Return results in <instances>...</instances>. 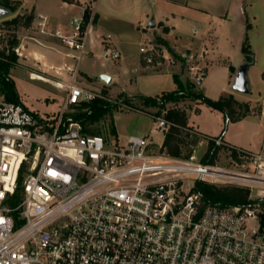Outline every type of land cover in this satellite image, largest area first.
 I'll use <instances>...</instances> for the list:
<instances>
[{
    "label": "built area",
    "instance_id": "1",
    "mask_svg": "<svg viewBox=\"0 0 264 264\" xmlns=\"http://www.w3.org/2000/svg\"><path fill=\"white\" fill-rule=\"evenodd\" d=\"M95 1L87 19L84 13L71 20L69 34L55 32L78 52L72 55L77 63L60 70L70 75L57 83L66 93L61 109L40 116L0 98V264H264V210L255 207L264 201L261 153L221 135L206 138L224 155L223 165L155 154L147 135L87 134L68 115L84 102L110 100L78 83ZM38 19L44 32L46 17ZM4 36L0 29V40ZM139 52L150 65L179 62L156 41ZM107 56L121 53L108 49ZM182 58L201 85L205 68L192 63L194 55ZM171 126L158 116L154 129ZM198 182L248 188L251 201L215 203L197 190Z\"/></svg>",
    "mask_w": 264,
    "mask_h": 264
},
{
    "label": "crops",
    "instance_id": "2",
    "mask_svg": "<svg viewBox=\"0 0 264 264\" xmlns=\"http://www.w3.org/2000/svg\"><path fill=\"white\" fill-rule=\"evenodd\" d=\"M13 1L17 4L15 16L34 13L31 26L17 28L21 57L15 67L42 76L48 89L63 91L57 83L67 81L70 75L60 70L65 65H75L77 60L72 55L78 52L65 45L55 32L69 34L71 20L91 8L90 0ZM256 3L264 4V0H96L97 19L87 31L86 52L78 62V83L85 89H114L109 91L128 98L159 96L177 89L175 76L183 82L188 80L191 63L182 55H194L192 63L206 71L197 87L200 92L213 100L233 94L238 101L248 103L251 111L226 123L223 112L191 100L188 126L204 137L222 135L228 144L264 156V39L257 48L249 35L254 29L250 12L253 20L258 19ZM39 15L46 17L44 32ZM247 37L254 55L248 72L256 66L255 72L262 75L260 79L248 78V94L233 89L239 68L247 62L242 51ZM147 41L166 45L179 62L147 64L139 52ZM108 49L120 51L121 56L108 57ZM103 74L111 78L110 83L100 78ZM10 77L13 79L12 72ZM193 114L195 122L190 121ZM204 117L210 122L206 123Z\"/></svg>",
    "mask_w": 264,
    "mask_h": 264
},
{
    "label": "rangeland",
    "instance_id": "3",
    "mask_svg": "<svg viewBox=\"0 0 264 264\" xmlns=\"http://www.w3.org/2000/svg\"><path fill=\"white\" fill-rule=\"evenodd\" d=\"M12 5H17L16 1L10 0ZM251 2V1H249ZM248 2V4H249ZM256 0H252V3H255ZM254 9L258 12V19L253 20L252 11L249 14V21L254 25V29L250 35V41L254 43L255 47L261 44L264 39V4H254ZM30 13V12H29ZM15 16V12L6 17L0 18V29L4 31V38L0 40V57H4L1 53L4 51L5 55H10L13 52L18 56V60L21 57V52L19 49V38L17 29L7 23L8 20L12 19ZM18 41L13 47V43ZM16 49H19L16 50ZM18 60L15 66L18 64ZM13 67L10 72H12L13 80L18 88V93L21 98V103L25 104L27 107L37 112L40 116H48L56 114L62 106V102L66 93L64 91H59L56 89H48L47 84L42 76L32 73L22 67ZM256 66L251 67L248 72V78H254L255 76L258 79L262 78L260 72L256 73ZM196 87L197 84L192 79V76L188 77ZM254 87V82L252 84ZM102 93V95L108 97V100L111 103H117L118 106H115L113 111L114 124L117 131V134L112 133V123L113 118L110 114H106L99 121L91 124V128L102 134L109 135L110 137H119L125 139L131 135H147L151 140V149L155 154H159L161 151V146L164 141V137L168 132L166 130L154 129L157 125V117L163 116L166 119L169 109L174 107V101H168L164 104L162 108L158 106H146L140 100H133L132 105L130 106L127 103H123L125 96L116 95L111 93V90L114 89H95ZM110 90V91H109ZM128 90V89H127ZM104 91H107L108 94H105ZM0 98H4L0 91ZM162 95H159L158 99H161ZM123 101V102H122ZM194 101V100H193ZM178 106L188 112L193 109V104L191 100L185 99L181 100ZM71 117H75L76 113H69ZM191 122L197 121V117L193 114L190 117ZM204 121L209 123L210 120L208 117H204ZM225 127V126H224ZM184 138V145L182 147L183 155L194 156L195 160L202 162H210L211 164H226L227 161L224 158L223 154L218 153L213 150V147L210 144V140L201 134L195 133L194 131H189L184 129L182 132ZM191 179L186 181L187 186L191 184ZM255 194V192L253 193ZM256 208L263 209L264 206L261 203L255 205Z\"/></svg>",
    "mask_w": 264,
    "mask_h": 264
},
{
    "label": "trees",
    "instance_id": "4",
    "mask_svg": "<svg viewBox=\"0 0 264 264\" xmlns=\"http://www.w3.org/2000/svg\"><path fill=\"white\" fill-rule=\"evenodd\" d=\"M1 2L3 5L11 8L13 13L17 10V6L12 5L10 0H1ZM88 16L89 13L88 10H86V19ZM96 19L97 18L95 17V22ZM33 20L34 13L30 12L23 15L17 14L15 17L8 20L7 23L17 29L20 26H31ZM248 28H250V25H248ZM16 43H18V41L13 43V47ZM242 51L246 55L247 61L254 60L248 37L245 39ZM1 54L4 57H0V91L6 100L19 103L21 101L18 90L14 80L10 77V71L16 65L18 56L14 52L10 55H5L3 51ZM175 81L177 83V89L163 93L161 99H158L159 96L139 95L133 98L127 97L124 99V102L122 101L123 103H127L134 107L132 101L140 100L146 106H158L160 108H162L166 102L174 101V107L169 109L167 118L169 121L175 123L176 126L170 127L160 149L161 152L169 154L170 156L187 157V155H183L182 152V147L185 142L182 132L184 128H192L188 126V115L186 110L177 105L181 100H199L211 108L223 112L225 118L229 117L230 121H237L251 111L248 103L238 101L233 94H224L219 99L213 100L196 89L195 85L190 80L183 82L178 76H175ZM104 93L107 94L108 92L104 91ZM115 106H118V104L111 103L103 98H96L90 102H84L74 112L76 113L74 120L83 125L84 132L87 134H100L91 128V124L99 121L104 115L110 114L113 118L111 131L113 134H117L112 111ZM210 144L213 147V143L210 142ZM196 188L201 191L207 199H210L215 203H221L224 206H245L251 201L250 190L244 187H216L198 182ZM262 204L264 206V201ZM261 216L264 222V213H262Z\"/></svg>",
    "mask_w": 264,
    "mask_h": 264
},
{
    "label": "water",
    "instance_id": "5",
    "mask_svg": "<svg viewBox=\"0 0 264 264\" xmlns=\"http://www.w3.org/2000/svg\"><path fill=\"white\" fill-rule=\"evenodd\" d=\"M12 13H13L12 9L3 5L0 0V18L11 15ZM152 27H154L153 24H152ZM252 64H253V61H247L239 68L236 74L234 84H233V89L235 91L240 92V93H246V94L250 92L248 69ZM100 78L107 83L111 82V78L106 74L101 75Z\"/></svg>",
    "mask_w": 264,
    "mask_h": 264
}]
</instances>
